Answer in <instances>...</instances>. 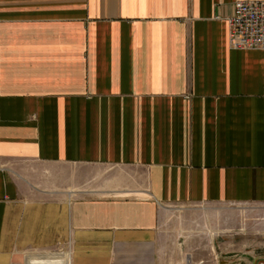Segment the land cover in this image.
<instances>
[{"label":"crops","instance_id":"obj_1","mask_svg":"<svg viewBox=\"0 0 264 264\" xmlns=\"http://www.w3.org/2000/svg\"><path fill=\"white\" fill-rule=\"evenodd\" d=\"M239 0H0V264H264V50ZM258 208L255 234L163 230Z\"/></svg>","mask_w":264,"mask_h":264},{"label":"rangeland","instance_id":"obj_2","mask_svg":"<svg viewBox=\"0 0 264 264\" xmlns=\"http://www.w3.org/2000/svg\"><path fill=\"white\" fill-rule=\"evenodd\" d=\"M220 204H197L190 206H171L161 223V228L170 232H192L202 243H207L208 237L223 236L229 229L244 227L255 234L260 229L262 215L258 208L251 206L243 209L226 208ZM204 264H213L205 258Z\"/></svg>","mask_w":264,"mask_h":264},{"label":"built area","instance_id":"obj_3","mask_svg":"<svg viewBox=\"0 0 264 264\" xmlns=\"http://www.w3.org/2000/svg\"><path fill=\"white\" fill-rule=\"evenodd\" d=\"M229 45L233 49L264 50V0H239L234 4L233 14L227 18ZM54 250L43 254L65 253Z\"/></svg>","mask_w":264,"mask_h":264}]
</instances>
